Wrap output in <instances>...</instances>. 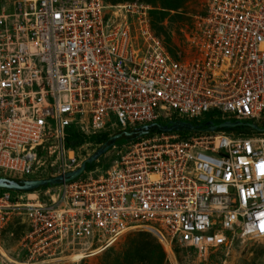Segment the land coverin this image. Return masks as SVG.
I'll list each match as a JSON object with an SVG mask.
<instances>
[{
	"label": "built area",
	"instance_id": "2783aa9c",
	"mask_svg": "<svg viewBox=\"0 0 264 264\" xmlns=\"http://www.w3.org/2000/svg\"><path fill=\"white\" fill-rule=\"evenodd\" d=\"M8 2L0 8V176L76 169L84 157L68 141L74 130L89 137L208 112L263 118L264 0H201L172 52L138 0ZM107 153L104 170L48 187L43 200L0 194V235L13 217L25 225L13 264L103 249L131 230L199 260L238 238L264 237V135L153 133Z\"/></svg>",
	"mask_w": 264,
	"mask_h": 264
},
{
	"label": "rangeland",
	"instance_id": "374dc122",
	"mask_svg": "<svg viewBox=\"0 0 264 264\" xmlns=\"http://www.w3.org/2000/svg\"><path fill=\"white\" fill-rule=\"evenodd\" d=\"M133 1V0H130ZM139 2L146 3L143 0ZM8 0H0V8L8 5ZM151 9L153 6L148 4ZM159 7L161 5H158ZM162 7V6H161ZM160 7V8H161ZM163 8V7H162ZM150 9V10H151ZM1 10V9H0ZM201 10V0H188L176 12L170 11L164 15V26L169 32L171 43L168 47L183 48L182 40L185 32L193 27V16ZM150 14V11H149ZM151 18V16H150ZM190 33V32H189ZM183 34V36H182ZM183 37V38H182ZM248 122V121H244ZM241 136V135H234ZM261 136V135H256ZM97 146L91 142L80 144L77 149L82 157L90 155ZM110 153V152H109ZM112 154V153H111ZM106 161L99 163L94 169L104 170L112 157L106 153ZM105 166V167H104ZM93 170V169H91ZM23 197H26L23 195ZM31 197V196H29ZM46 197L44 190L38 191V198ZM25 226L21 219L14 217L9 226L0 235V264H13V260L21 258V239ZM66 254V255H65ZM72 254V255H71ZM67 256V258H58ZM58 259V260H56ZM48 264H264V237L238 238L229 250H219L209 253L206 260H199L192 251L173 249L162 244L149 231L131 230L122 233L114 243L106 248L95 244L88 245L80 251L55 255L47 259Z\"/></svg>",
	"mask_w": 264,
	"mask_h": 264
},
{
	"label": "trees",
	"instance_id": "16d2710c",
	"mask_svg": "<svg viewBox=\"0 0 264 264\" xmlns=\"http://www.w3.org/2000/svg\"><path fill=\"white\" fill-rule=\"evenodd\" d=\"M104 1L107 3H111V4H117V3L128 2L130 0H104ZM143 1L147 2L148 4L150 3L153 6V8L150 10V16H151L150 24H151L152 30L154 31V33L157 36H159L163 39L167 48L172 52L174 47H168V45L171 43V40H170L169 32L166 30V28L164 26V15H166L170 11L176 12L188 0H143ZM158 5H161L163 8L161 6H160L161 7L160 8ZM262 114H263V118L256 122V124L259 128L258 130L253 129V128L249 127L248 125H237L236 124V125H233V126H230L227 128H218V129H216V132H224V133L231 134V135H264V113H262ZM214 115H215L214 112H208V113L203 114L202 117H200L199 119H197V120L190 119V120H188V122L192 123L193 125H201L202 123H205V122H211L214 124H220V123H224V122H228V123H236L237 122L236 119H222L221 120L219 118H215ZM177 121H183V120L179 117H171V119L160 118L157 120V122H160L164 125H171ZM131 128L132 127H127V129H131ZM119 130H120L119 128L112 129L108 132H102V133L94 134V135H91L89 137H85V136L76 134V133H74L75 132V130H74V132L70 134L68 141H70L71 145L76 147V148L80 144L85 143V142H87V143L91 142L92 144H94L95 146L98 147L110 135H112L113 133H115ZM202 131H207V129L206 128H199V129L190 130V131L185 130V131L165 132V133H176L180 137H187L193 133L202 132ZM152 134L153 133L144 134V135H141L140 137L148 136V135H152ZM133 140H136V139H133ZM124 142H127V141L124 139L119 140L115 143V145L122 144ZM110 149H111V147L109 149H107V151H109ZM107 151H105L101 156H99L96 161H94L90 164H86L85 171H89L91 169H94L97 164L105 162L106 157H104V155L107 153ZM108 162L109 163L106 165V167L110 164V160H108ZM15 179H18V178H15ZM28 179H35V178L30 177ZM47 187L48 186H41L38 188L37 192L39 190H44ZM4 192H9L12 197H14L15 195H21L22 193H24V192H15V191L0 189V194H2Z\"/></svg>",
	"mask_w": 264,
	"mask_h": 264
},
{
	"label": "water",
	"instance_id": "95a60500",
	"mask_svg": "<svg viewBox=\"0 0 264 264\" xmlns=\"http://www.w3.org/2000/svg\"><path fill=\"white\" fill-rule=\"evenodd\" d=\"M236 124L248 125L255 130L259 129L256 123L237 120L236 123L224 122L220 124H214L211 122H205L201 125H193L188 121H177L171 125H164L160 122H150L136 126L132 129L119 130L110 135L103 143H101L96 149H94V151L90 155L85 157L76 169L72 171L56 176L37 179H15L6 176H0V189L15 192L33 193L37 192L38 188L41 186L54 187L64 182L73 180L85 171L86 164H90L96 161L99 156H101L105 151H107V149L112 147L119 140L124 139L128 142L140 137L141 135L149 133H164L185 130L190 131L199 128H206L210 131H216V129L218 128H227Z\"/></svg>",
	"mask_w": 264,
	"mask_h": 264
},
{
	"label": "crops",
	"instance_id": "0c3cea01",
	"mask_svg": "<svg viewBox=\"0 0 264 264\" xmlns=\"http://www.w3.org/2000/svg\"><path fill=\"white\" fill-rule=\"evenodd\" d=\"M10 223H11V222H10ZM8 226H9V225H8ZM8 226H7V227H8Z\"/></svg>",
	"mask_w": 264,
	"mask_h": 264
},
{
	"label": "bare ground",
	"instance_id": "6f19581e",
	"mask_svg": "<svg viewBox=\"0 0 264 264\" xmlns=\"http://www.w3.org/2000/svg\"><path fill=\"white\" fill-rule=\"evenodd\" d=\"M249 122V121H248Z\"/></svg>",
	"mask_w": 264,
	"mask_h": 264
}]
</instances>
